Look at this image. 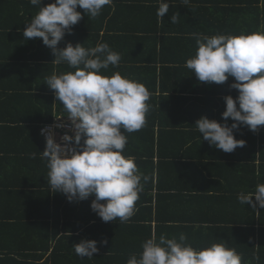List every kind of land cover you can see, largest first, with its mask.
Instances as JSON below:
<instances>
[{
  "label": "trees",
  "instance_id": "trees-1",
  "mask_svg": "<svg viewBox=\"0 0 264 264\" xmlns=\"http://www.w3.org/2000/svg\"><path fill=\"white\" fill-rule=\"evenodd\" d=\"M192 1L193 4L200 3L199 8H192L195 13L193 23H204L206 36L264 30V0ZM52 2L42 0L40 6ZM149 3L143 7L146 15L140 16L141 24L145 26L136 27L133 33L130 28L125 30V27L116 26L119 14L112 12L110 5H105L94 19L82 16L86 27L79 35L82 40H92L88 48L106 42L120 54L119 66H110L107 70L109 75L119 71L143 83L151 93L146 125L137 132L124 133L128 142L123 153L125 157L134 156L139 170L150 179L139 194L137 211L129 221L121 223L119 219L103 222L92 211L94 195L69 202L63 192L50 190L46 177L47 161L40 154L46 147L40 129L57 116H67H64L63 104L56 100L46 79L53 72L59 74L74 70L67 63H52L55 56L41 38L27 40L25 47L21 45L23 56L20 57L22 50L12 45L16 37L9 29H25V23L30 22L39 6L32 5L30 0H0V41L3 43L0 45V57L2 61L10 58L16 63L13 66L9 64L8 68L0 66V264H126L131 255L139 256L142 243L153 234L157 238L165 234L168 238L175 236L178 239L181 233L187 236V243L194 248L224 240L240 254L242 264H264V208L259 207L255 197L252 198L255 209L252 204L238 201L240 192H254L257 184L264 183V125L259 126L256 132L244 125L233 130L234 137L246 143L231 153L208 142L204 150L207 153L196 158L197 164L187 162L194 159L193 154L199 150L196 146L201 141L185 129L194 128L202 116L224 123L222 113L226 104L223 98L227 95L235 98L238 90L230 88L235 82L233 77L223 84H200L195 74L184 67L187 59L191 58L189 51L196 52L193 34L198 33L187 31L180 15L177 23L170 21V17L179 12H168L160 18L157 15L158 0H149ZM159 18L163 20L162 26L157 27L159 29L148 27L157 23ZM160 29L165 32L162 37L155 33ZM7 47L10 51L5 50ZM58 47L63 48V45ZM127 55L138 59H128ZM135 63L142 65L129 66ZM13 71L22 75L27 72L36 77L32 85L36 92H31V86L25 83L11 82L7 76H11ZM190 74L195 80L189 85L183 83L180 76ZM173 77L176 81L174 89L170 81ZM183 85V94L191 91L203 94L199 100L203 101L204 109L202 113L194 114L191 125L186 123L192 114L187 119L185 114L172 113V89L178 92L177 86ZM200 85L202 89H199ZM176 98L183 103L191 100L182 96ZM199 100L192 105L200 109ZM232 123L234 121L228 118L227 124L231 126ZM172 138L182 144V149L190 145L183 151L187 161L179 162L182 154L172 152ZM31 153L37 154L35 159L31 158ZM222 157H231L236 163L223 166L227 174L214 173L218 170L216 168H222L218 164ZM207 160L212 164L205 163ZM199 165L202 168H198ZM172 166L179 174L186 167L194 178L200 173L195 169H205L214 179H209V184L213 181L221 184V179L227 183L238 180L241 188L239 192L226 190L220 194L218 190L225 188L224 184L216 185L217 190L208 187L207 192L213 193L206 194L208 203L203 204L204 209L183 215L179 209L172 212V205L174 208L180 203L190 205L193 197L190 198L191 195L185 191H194L185 184L184 176L180 178L181 182L172 186ZM172 188L177 194H172ZM219 201L232 203L235 219L230 213L221 217ZM198 221L203 225L196 227L191 224ZM81 239L96 240L99 251L91 258L77 256L73 247ZM105 240L107 243H101Z\"/></svg>",
  "mask_w": 264,
  "mask_h": 264
},
{
  "label": "clouds",
  "instance_id": "clouds-1",
  "mask_svg": "<svg viewBox=\"0 0 264 264\" xmlns=\"http://www.w3.org/2000/svg\"><path fill=\"white\" fill-rule=\"evenodd\" d=\"M41 2L30 0L39 10L25 23L22 35L26 40L42 38L55 56L52 63H67L74 70L53 72L46 79L56 100L62 102L64 116L70 119L74 132L64 133L57 142L52 126L41 129L46 147L40 154L47 161L50 190L63 192L69 202L94 195L91 209L103 222H127L137 211L139 194L150 177L139 170L134 156L123 154L128 142L124 133L137 132L146 125L151 93L143 83L119 71L107 73L110 66H119L121 56L106 42L90 48L71 42L58 47L66 33L71 34L72 27L82 19L78 6L94 19L113 0H54L44 7ZM182 3L187 5L190 0ZM168 10L167 0H159L158 17L163 18ZM178 15L173 14L170 21L177 23ZM193 35L197 50L185 67L200 82L223 84L233 77L235 82L230 88L238 90L235 98H223L224 123L202 116L195 127L211 146L231 153L246 143L236 139L233 130L244 125L256 132L264 125V30L239 35ZM228 118L234 121L231 126L227 124ZM36 155L30 154L32 159ZM253 197L264 208V183L257 184L254 192H240L238 201L252 204L255 209ZM141 247L139 256L131 255L126 264H242L240 254L226 241L194 248L187 243L184 233L178 239L165 234L157 238L153 234ZM73 249L77 256L88 258L99 251L97 241L90 239H81Z\"/></svg>",
  "mask_w": 264,
  "mask_h": 264
},
{
  "label": "crops",
  "instance_id": "crops-1",
  "mask_svg": "<svg viewBox=\"0 0 264 264\" xmlns=\"http://www.w3.org/2000/svg\"><path fill=\"white\" fill-rule=\"evenodd\" d=\"M54 1V0H53ZM117 2V4H116ZM167 2L169 3V10L168 12L172 13V12H179L178 14L181 16V20H184L185 24H184V28L187 30V31H190V32H196V33H199V34H203V35H207V30L204 31L205 29V24L204 23H201L199 24L198 22H194L193 23V20L195 18V13H194V9L193 6L196 8H199L200 6V3L199 1L197 2H194L193 4V1L190 0V3L185 5L182 3V0H167ZM121 4V5H119ZM145 4L149 5V0H113V4L110 5L112 7V12L119 14L117 21L115 22V25H119V26H122V27H125L127 30V28L131 30V33H133V29H135L136 27H144L145 25H143V23L141 24V19H140V16L141 14H143L144 16L146 15L145 11L146 9L143 8L145 6ZM147 5V6H148ZM158 5H159V0H158ZM211 5V4H210ZM44 7V6H43ZM143 8V9H142ZM77 11L81 12L82 16L83 17H87V15H83L85 14L83 12V9L80 8L79 6L77 7ZM2 10L0 9V14H1ZM111 12V13H112ZM197 12V11H196ZM181 22V21H180ZM127 23H129V25H127ZM156 22H154L152 25H149L148 27L149 28H157V27H161L162 24H163V20L162 19H158L157 23H158V26H155ZM86 27V25L83 23V19H81L76 25H74L72 27V32L71 34H67L65 35L64 39L59 43L61 45H63V47L66 46V44L68 42H71L73 45L77 44V43H81L83 44V46L85 48H88L87 46L92 44V40L90 38H87V39H81L79 35H81V31L82 29L84 30ZM155 28V29H156ZM159 29V28H157ZM1 30V29H0ZM14 29H9V32H13L14 33V37L15 40L13 42V46H15L16 48H20L22 50V52L19 53V56L22 57L23 56V48L21 47V45H23V47H25V45L28 43L27 40L23 37L22 33H23V30L24 28L22 29H16V31H13ZM106 29L102 30L101 31V35L105 32ZM16 32V33H15ZM129 33V32H128ZM157 35L159 37H162L165 32H162V30H158L157 32ZM11 34V33H10ZM13 35V34H12ZM90 39V40H89ZM42 40V38H41ZM90 43V44H89ZM3 43H1L0 41V45H2ZM9 45V44H8ZM1 47V46H0ZM2 48V47H1ZM6 51H10L9 48L7 47V49L5 48ZM137 50V49H136ZM196 50H197V47H196ZM125 51V50H124ZM139 51V50H137ZM189 55L190 57L194 56L195 53H192V50L189 51ZM18 53L14 54L15 57H18ZM7 54V52H6ZM17 55V56H16ZM9 56H11L9 54ZM8 56V57H9ZM128 56V55H127ZM129 57L131 59L134 58V60L138 59L136 57H133L132 56H128V59ZM3 62H6V63H3ZM14 65L16 64L14 61H12V59L10 58H7L6 61H2L1 57H0V66H2L3 68H8L9 66L8 65ZM135 65L136 67H139L140 65H142V63H135V64H130L129 66H133ZM170 65V64H169ZM185 67V66H184ZM16 69V67H15ZM7 77H10V81L11 82H21V83H25L27 84V86H31L30 90H32L31 92H36V88L33 87L32 85L35 83V79L36 77H33L31 74H28L27 72L22 75L18 72H12L11 73V76H7ZM194 76L192 74L190 75H185V76H180V79L182 80L183 83L185 84H190L191 81H194L195 79H192ZM197 78V77H196ZM18 80V81H17ZM172 88L174 89L176 85L173 86V84L176 83L175 81V78L173 77L172 80ZM8 83V82H7ZM10 83V82H9ZM200 84H202V82H200ZM185 85L183 86H177L176 89H178L179 91L178 92H175L173 89H172V98L173 101L175 99V103L173 104V101H172V113L175 112V114H185L188 119V115H191L192 114V118L189 117V120L186 124H190L191 121H194V114L195 113H202V108H203V101L201 102L199 99L203 97V94L202 92L200 93H196L191 91L190 93L187 92V94H183L182 93V89ZM202 85L199 86V89H202ZM1 89V88H0ZM178 96H182V97H189V99L193 100V101H187L185 103L181 102L180 100H177L176 97ZM196 100H199L197 101V103L200 105V109L198 107H196L195 105H192L193 102L195 103ZM204 109V108H203ZM192 124V123H191ZM190 124V125H191ZM185 131L187 132H190V134H192V136H195V137H199L201 143L199 145L196 146V148H198V152L193 154L194 155V159H188V160H191V161H187V159H185V154L183 151H185L186 148H188V146H190L189 144L185 145L184 148H180L182 144H180V142H177V139L174 140V138H172V152L173 153H180V155L182 154L181 159H179V162H184V161H187V162H195V164H197L198 161H196L200 155L202 154H205L207 153L206 151V145L208 144V141L207 140H204L203 139V136L202 134H199V132L196 130V127L193 128H186ZM189 137V136H187ZM180 145H179V144ZM192 145V144H191ZM184 154V156H183ZM196 155V156H195ZM222 155H225L224 153ZM173 162V161H172ZM205 163L207 164H212L209 162V160H207ZM236 161L235 159L233 160L231 157H228V158H221L219 163L221 165L222 168H216L218 169L217 172H214V173H222V174H227V171L224 169L223 166L225 165H231L232 164H235ZM184 167V166H183ZM198 168H202L201 165L197 166ZM174 167L172 166V186H174V184H178L180 181V178H183L182 176H184V182L185 184L188 186V187H191V188H194V191H191L192 189H189L188 191H185V194H188V195H191L190 198H192V202L190 205H187V204H178L175 206V208L173 207L174 205H172V212L173 211H179L181 212V214H187L188 212H194L195 210H202L204 209L203 207V204H206L208 203L207 199L205 198L206 194H212L213 192H207V188L208 187H214L215 190L216 189V185H221V184H224L225 185V188H222L219 191L220 194H224L226 193L225 191H231L232 193L235 192H239V189L241 188V183L238 181V180H233L232 183H227L225 181V179H221V184H216L213 183L212 184H209L208 181L209 179L211 180H214L213 177H211L210 175H208L207 173V170L205 169H195V172L198 173L200 172L199 174H196V177L194 178L193 175H190L187 170V168L185 167L184 169V172L182 174H179L175 169H173ZM220 171V172H219ZM203 173V174H201ZM229 173V172H228ZM182 184V183H181ZM212 189V190H214ZM172 194H177L175 189L172 188ZM205 194V195H204ZM228 200V199H227ZM207 201V202H206ZM175 203V201H174ZM173 204V203H172ZM219 204L221 207H218L220 208L219 210H221V217L222 216H227V213H230V216L234 218V215L236 214L235 213V210L233 209V205L232 203L228 202V201H223L220 203L219 201ZM191 206V207H190ZM238 219V218H237ZM191 224H194L196 227L197 226H200V225H203V223H201L200 221L198 222H193Z\"/></svg>",
  "mask_w": 264,
  "mask_h": 264
},
{
  "label": "built area",
  "instance_id": "built-area-1",
  "mask_svg": "<svg viewBox=\"0 0 264 264\" xmlns=\"http://www.w3.org/2000/svg\"><path fill=\"white\" fill-rule=\"evenodd\" d=\"M56 125H63V127H56ZM48 126H52V128L55 132V138H56L57 142H60V137L64 133H68L69 135H74V132H73L72 126H71V121L68 117L57 116V117H55V119L52 122L43 124L41 126V129H44ZM41 129H40V135L46 143L45 135L41 134Z\"/></svg>",
  "mask_w": 264,
  "mask_h": 264
}]
</instances>
